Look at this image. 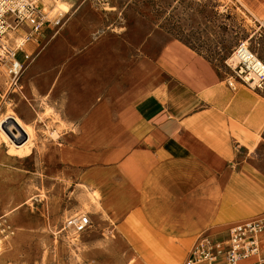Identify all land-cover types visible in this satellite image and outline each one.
<instances>
[{
	"label": "rangeland",
	"instance_id": "1",
	"mask_svg": "<svg viewBox=\"0 0 264 264\" xmlns=\"http://www.w3.org/2000/svg\"><path fill=\"white\" fill-rule=\"evenodd\" d=\"M71 1L63 25L40 40L16 91L8 89L0 63V117L10 109L30 124L37 112L43 116L32 124L37 140L30 157L9 156L0 144V264H183L199 233L165 234L143 214L103 211L97 155L126 139L78 119L97 114L104 99L121 109L132 90L158 91L169 77L159 57L173 42L228 71L225 61L240 41L264 60V0ZM262 142L247 162L264 178ZM85 214L93 222L86 232L64 230L68 217ZM241 217L231 214L208 233L224 238Z\"/></svg>",
	"mask_w": 264,
	"mask_h": 264
},
{
	"label": "crops",
	"instance_id": "2",
	"mask_svg": "<svg viewBox=\"0 0 264 264\" xmlns=\"http://www.w3.org/2000/svg\"><path fill=\"white\" fill-rule=\"evenodd\" d=\"M180 44L159 57L169 77L158 91L132 90L121 109L104 99L97 114L78 122L94 121L113 139H126L97 155L103 211L143 214L165 234L198 238L231 214L243 217L229 227L264 213V178L247 162L264 140V88L238 80L230 86V69Z\"/></svg>",
	"mask_w": 264,
	"mask_h": 264
},
{
	"label": "built area",
	"instance_id": "3",
	"mask_svg": "<svg viewBox=\"0 0 264 264\" xmlns=\"http://www.w3.org/2000/svg\"><path fill=\"white\" fill-rule=\"evenodd\" d=\"M66 12L46 11L43 0H0V63L6 68L9 90L21 87V77L47 29L60 28ZM22 55V58L19 55ZM232 72L230 86L236 80L264 88V60L254 53L247 41H240L231 58L225 61ZM253 76V86L248 76ZM89 214L72 215L64 230L80 235L92 226ZM264 264V213L237 221L224 238L208 233L200 235L183 264Z\"/></svg>",
	"mask_w": 264,
	"mask_h": 264
},
{
	"label": "bare ground",
	"instance_id": "4",
	"mask_svg": "<svg viewBox=\"0 0 264 264\" xmlns=\"http://www.w3.org/2000/svg\"><path fill=\"white\" fill-rule=\"evenodd\" d=\"M43 1L44 3L46 2V11L50 12L51 14H54L57 11L68 13L71 10V5L67 3L66 0ZM51 2H53L54 5L49 9L48 3L50 4ZM262 24L264 25V23ZM253 79L254 78L252 75L248 76V80H250L251 84L254 86L256 81L253 82ZM38 116L39 119L43 121V116L40 113ZM48 132L51 134L54 140L59 138L56 130L54 131L51 129ZM36 140V127L32 124L27 123L21 117H19L15 110L10 109L5 115L0 117V144L5 143L7 145L9 156L19 159L30 157L33 154Z\"/></svg>",
	"mask_w": 264,
	"mask_h": 264
}]
</instances>
